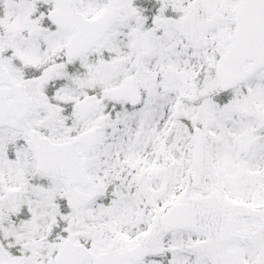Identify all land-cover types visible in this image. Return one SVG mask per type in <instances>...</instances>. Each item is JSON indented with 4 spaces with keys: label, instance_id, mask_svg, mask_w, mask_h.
Instances as JSON below:
<instances>
[{
    "label": "snow or ice",
    "instance_id": "6c2138e0",
    "mask_svg": "<svg viewBox=\"0 0 264 264\" xmlns=\"http://www.w3.org/2000/svg\"><path fill=\"white\" fill-rule=\"evenodd\" d=\"M0 264H264V0H0Z\"/></svg>",
    "mask_w": 264,
    "mask_h": 264
}]
</instances>
